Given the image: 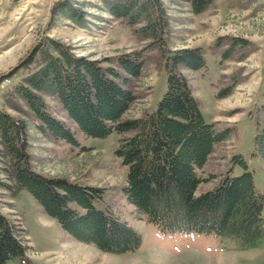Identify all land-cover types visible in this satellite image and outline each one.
Wrapping results in <instances>:
<instances>
[{"label":"rangeland","instance_id":"obj_1","mask_svg":"<svg viewBox=\"0 0 264 264\" xmlns=\"http://www.w3.org/2000/svg\"><path fill=\"white\" fill-rule=\"evenodd\" d=\"M62 2L84 12L85 21L78 24L63 17L56 9ZM163 2L171 17L168 48L205 51L203 70L183 71L204 120L217 132L229 133L207 162L201 177L209 181L199 187L198 195L217 187L227 172L234 177L249 171L255 190L263 196L264 161L255 139L264 130V0H215L210 11L198 16L187 0ZM138 28L114 20L103 0H0V108L29 125L31 168L46 179L103 189L105 197L96 206L112 211L141 237L136 252L122 255L76 241L28 191L16 192L0 155V212L23 230L20 236L29 246L26 258L9 264H264V238L257 248L244 251L213 234H163L129 204L123 192L128 169L117 150L124 136L88 138L58 100L46 97L48 110L70 126L79 145L57 142L39 132L29 109L13 96L30 72L18 66L49 38L105 66L106 60L142 53L145 67L133 89L137 100L124 119L156 111L166 94L167 73L159 52L149 48L150 40L137 35ZM224 93L225 98H220Z\"/></svg>","mask_w":264,"mask_h":264},{"label":"trees","instance_id":"obj_2","mask_svg":"<svg viewBox=\"0 0 264 264\" xmlns=\"http://www.w3.org/2000/svg\"><path fill=\"white\" fill-rule=\"evenodd\" d=\"M187 1L196 16L210 11L215 3ZM103 2L114 20L140 26L137 35L150 40L149 48L159 52L168 84L157 110L141 118L124 119L137 100L133 89L145 67L142 53L106 60L105 66L49 38L18 66L30 72L13 91L16 101L29 109L39 132L57 142L79 145L70 126L48 110L46 97L58 100L86 137L124 136L117 150V157L128 169L123 192L129 204L163 234H213L232 241L240 250L257 248L264 238V195L255 190L249 171L234 177L227 172L217 187L197 192L209 181L201 174L216 147L229 139L228 131L217 132L215 125L206 123L183 74L184 70L196 72L206 67L204 49L168 48L171 17L163 0ZM56 9L70 21H85L84 12L70 3L62 2ZM220 98H225V93ZM28 137L25 120L0 108V155L5 173L16 183V192L28 191L76 241L95 245L107 254L136 252L141 244L138 233L109 209L96 206L105 197L103 189L46 179L33 171ZM255 147L264 161V130L256 137ZM236 159L242 162L241 157ZM22 231L0 212V264L27 257L29 246L20 236Z\"/></svg>","mask_w":264,"mask_h":264}]
</instances>
